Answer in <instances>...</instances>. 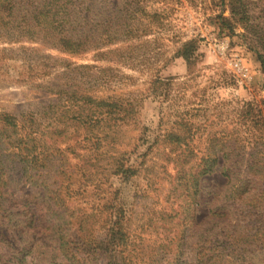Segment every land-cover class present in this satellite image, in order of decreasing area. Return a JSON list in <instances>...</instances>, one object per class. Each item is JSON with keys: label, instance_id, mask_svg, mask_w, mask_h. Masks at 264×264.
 I'll list each match as a JSON object with an SVG mask.
<instances>
[{"label": "rangeland", "instance_id": "1", "mask_svg": "<svg viewBox=\"0 0 264 264\" xmlns=\"http://www.w3.org/2000/svg\"><path fill=\"white\" fill-rule=\"evenodd\" d=\"M80 1L92 37L83 51L15 28L0 33V113L59 108L63 101L42 85L82 87L117 107L99 126L112 142L47 151L48 168L13 191L25 207L0 215V264H189L207 231L219 255L233 250L236 264H264V249L256 250L264 243V193L226 199L219 175L225 164L241 168L264 140V0ZM111 20L118 25L106 26ZM185 47L193 48L189 59L179 53ZM116 147L129 151L119 173L107 166ZM222 149L233 152L223 157ZM211 163L217 172L202 176L194 193L190 173ZM93 165L97 174L84 177ZM79 181L92 185L76 193ZM78 204L99 214L88 217ZM215 204L225 206L215 211L224 212L232 239L213 236L222 225L211 216ZM73 211L86 221L79 231ZM31 215L37 222L27 221ZM243 242L256 250L252 260L241 254Z\"/></svg>", "mask_w": 264, "mask_h": 264}, {"label": "trees", "instance_id": "2", "mask_svg": "<svg viewBox=\"0 0 264 264\" xmlns=\"http://www.w3.org/2000/svg\"><path fill=\"white\" fill-rule=\"evenodd\" d=\"M114 6L117 8L118 3H114ZM88 8L87 3L80 0H43L41 3H25V0H0V20L2 21L0 24L4 27L3 31L0 29V33L4 35L7 31L9 33L15 28L13 32L25 35L33 41L38 38L39 42L45 40L47 43L43 44L49 43L50 46L59 49L73 52L83 51L89 47L90 40H92L87 28ZM117 22L111 20V22L106 23V26L115 27L118 25ZM36 34L41 35V37H37ZM100 36L98 35V37ZM129 40L128 35L125 39H122L125 42ZM191 49L193 50L192 47H185L184 51L181 50L179 53L189 59L192 53L188 52ZM114 50L119 51L120 49L115 47L109 49L107 53L114 52ZM39 87L43 88V93L50 95V97L62 100V105L59 108H57L58 105H55L57 110L51 105V108L45 113L39 111L28 112L26 110L25 114L0 113V215L3 214V217L5 213L13 211L15 207H25V201H21L23 203L21 205L20 202L14 199L13 191L19 186H25L29 178L38 177L43 169L48 168L47 164L52 160L48 159L46 155L48 150L57 149L59 151L62 145H69L72 141H88L91 144L112 142V136L107 132L99 133L100 124L104 121L106 123L115 116V108L117 107L112 101H109L108 98L96 97L82 87L70 89L61 86L59 88L51 84ZM122 111L128 113L133 109L131 106L128 108L123 107ZM41 118L44 119V123ZM257 145L260 147L254 153H250L246 158L247 160H243L241 168L235 169L225 164L219 171V175L226 178L224 185L226 199L240 200L248 193L250 194L248 197L252 195V199H254L255 192L264 193V140L257 142ZM117 148L112 149L115 154L111 156L112 159L107 163L109 170H112L113 173L125 171V154L129 152L127 149L124 152ZM98 150L94 148L93 151L96 153ZM222 152V156L225 157L233 151L225 149ZM215 158L217 159L218 156ZM213 161L215 162V160ZM93 166L91 168L82 167L83 169L86 168L88 173L87 175L83 174L84 177L97 174L96 165ZM201 166L199 172L190 173L191 179L188 178L194 188V193L199 189L198 186L202 176L217 172L214 163ZM65 172L61 170V173ZM181 172L182 170L178 167L175 175L180 177ZM70 183L71 181H68V185ZM74 184L78 191L76 193L92 185L91 183L87 185L81 181ZM62 186L64 187V185H61L60 188ZM72 198H68L70 204ZM78 205L84 209V214L91 212L88 217H95L99 214L95 206H92L88 212L80 204ZM224 207L215 204L212 209L211 216L220 217L218 223L223 225H219L221 232L215 231L213 236L222 233L232 239L230 222L224 223L221 220L224 212L215 211ZM73 209L79 208L74 206ZM79 215L74 211L69 215L74 216L72 224L78 231L85 227L86 222L79 218ZM38 218V216L35 218V215H31L27 217V221H30V223L37 222ZM115 223L116 221H113L112 226L107 229L109 233L112 230L114 231ZM214 241L215 238L208 234V231L204 233L202 235L203 243L198 246V252L194 253L192 251V256L193 254L198 255L197 261L189 264H236V261H231L230 258L239 256L233 250H228L219 255L221 249L217 243H213ZM242 244L244 246L240 248L241 254L250 260L254 258L256 250L264 249L263 242L256 246V250H251L253 246L247 242Z\"/></svg>", "mask_w": 264, "mask_h": 264}]
</instances>
